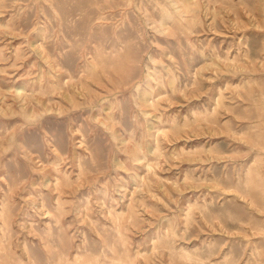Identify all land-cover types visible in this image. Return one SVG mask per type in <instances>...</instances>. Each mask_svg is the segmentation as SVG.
Masks as SVG:
<instances>
[{"label": "rangeland", "instance_id": "1", "mask_svg": "<svg viewBox=\"0 0 264 264\" xmlns=\"http://www.w3.org/2000/svg\"><path fill=\"white\" fill-rule=\"evenodd\" d=\"M120 256L264 264V0H0V264Z\"/></svg>", "mask_w": 264, "mask_h": 264}, {"label": "bare ground", "instance_id": "2", "mask_svg": "<svg viewBox=\"0 0 264 264\" xmlns=\"http://www.w3.org/2000/svg\"><path fill=\"white\" fill-rule=\"evenodd\" d=\"M155 2H157V1H155ZM156 4V3H155ZM158 4V3H157ZM184 8L185 9H188V6H189V2L188 1H185L184 2ZM194 4H195V2H194ZM170 5V4H169ZM197 5V4H196ZM213 5V4H212ZM221 9V8H220ZM216 10H218V9H216ZM186 11V10H185ZM188 11H190V10H188ZM192 12V11H191ZM195 11H193V13H194ZM186 13V12H185ZM150 14V13H149ZM169 14V13H168ZM141 15V14H140ZM170 15V14H169ZM168 15V16H169ZM142 16V15H141ZM164 16V15H163ZM196 17V16H195ZM171 18H172V15H171ZM189 19V18H188ZM155 20V19H154ZM194 20V19H193ZM222 20V19H221ZM156 21V20H155ZM190 21H192V20H190ZM173 30V29H172ZM180 43V42H179ZM123 52V51H122ZM208 52V51H207ZM120 54V53H119ZM211 56V55H210ZM246 56V55H245ZM213 57V56H212ZM172 58V57H171ZM205 58V57H204ZM208 58H210V57H207V59ZM211 60V59H210ZM228 61V60H227ZM229 61H231V60H229ZM228 61V62H229ZM233 61V60H232ZM235 61V60H234ZM240 61L238 60V63H239ZM254 62H255V60H254ZM91 63H94V62H91ZM177 63V62H176ZM14 64V63H13ZM173 65V64H172ZM93 66V65H92ZM214 66H216V65H214ZM102 68V67H101ZM109 68V67H108ZM111 69L113 70V68L111 67ZM170 69V68H169ZM175 69V68H174ZM220 69H221V67H220ZM252 69V68H251ZM102 70V69H101ZM100 70V71H101ZM171 70V69H170ZM115 71V70H114ZM103 72H104V70H103ZM155 72V71H154ZM165 72V71H164ZM173 73V72H172ZM230 73V72H229ZM104 74H105V72H104ZM103 74V75H104ZM205 74V73H204ZM154 75V74H153ZM167 75V74H166ZM173 75V74H172ZM106 76V75H105ZM108 76V75H107ZM163 76V75H162ZM111 77V76H110ZM177 77V76H176ZM180 78V77H179ZM29 79V78H28ZM157 79V78H156ZM163 79V78H162ZM175 79V78H174ZM213 79V78H212ZM36 80V79H35ZM65 81V80H64ZM127 81V80H126ZM137 82V81H136ZM162 82H163V80H162ZM41 84V83H40ZM86 84V83H85ZM163 84V83H162ZM175 84V83H174ZM180 84V83H179ZM29 86H30V84H29ZM55 86V85H54ZM164 86V85H163ZM26 87V86H25ZM186 87V86H185ZM184 87V88H185ZM42 88V87H41ZM180 88V87H179ZM32 89V88H31ZM174 89V88H173ZM173 89H172V93H173ZM34 90V89H33ZM182 90V89H181ZM44 91V90H43ZM51 91V90H50ZM166 91V90H165ZM219 91V90H218ZM37 92V91H36ZM53 92H55V91H53ZM220 92V91H219ZM152 94V93H151ZM163 96H166L167 97V94H165V95H163ZM219 96V95H218ZM90 97V96H89ZM151 97V96H150ZM160 97V96H159ZM155 98V97H154ZM164 98V97H163ZM224 100H225V98H224ZM158 101H159V99H158ZM48 102V101H47ZM49 103V102H48ZM103 103V102H102ZM107 103V102H106ZM263 104V103H262ZM101 106V105H100ZM260 107V106H259ZM213 111V110H212ZM214 112V111H213ZM121 114V113H120ZM211 114V113H210ZM202 115V114H201ZM102 116V115H101ZM204 116V115H203ZM210 116V115H209ZM198 117H199V115H198ZM173 118H174V115H173ZM195 119L197 118V117H194ZM206 118V117H205ZM212 118V117H211ZM166 119H168V118H166ZM111 120H113V119H111ZM176 120H177V118H176ZM114 121V120H113ZM112 121V122H113ZM159 121V120H158ZM194 121V120H193ZM192 121V122H193ZM200 121V120H199ZM116 122V121H115ZM196 122H197V120H196ZM172 123V122H171ZM260 123V122H259ZM187 124V123H186ZM190 124V123H189ZM192 124V123H191ZM160 125V124H159ZM162 125H164V124H162ZM173 125V124H172ZM186 126V125H185ZM189 125H187V127H188ZM186 127V128H187ZM185 128V129H186ZM162 130V129H161ZM166 131V130H165ZM160 133V132H159ZM168 133H170V132H168ZM166 135H168L167 133H165ZM158 136V135H157ZM132 140V139H131ZM155 141H157V140H155ZM137 143V142H136ZM84 144V143H83ZM86 145V144H85ZM157 145V144H156ZM155 145V147H157ZM156 149V148H155ZM191 150V149H190ZM197 151V150H196ZM157 152V151H156ZM78 153V152H77ZM60 154V153H59ZM159 154V153H158ZM142 155V154H141ZM145 157V156H144ZM160 156H158V158H159ZM62 158V157H61ZM146 158V157H145ZM56 162V161H55ZM79 162V161H78ZM58 164V163H57ZM78 164V163H77ZM56 166H58V165H56ZM79 168V167H78ZM152 168V167H151ZM118 170V169H117ZM80 171V170H79ZM58 172V171H57ZM258 172L260 173V171H259V169H258ZM84 173V172H83ZM79 174H81L82 175V173H79ZM81 175H79L80 177H81ZM87 175V174H86ZM84 176V175H83ZM162 178V177H161ZM79 179H81V178H79ZM143 179V178H142ZM55 180H57V179H55ZM55 182V181H54ZM86 182V181H85ZM101 183V182H100ZM105 183V182H104ZM71 184H72V182H71ZM149 184V183H148ZM219 186V185H218ZM56 188V187H55ZM98 188V187H97ZM102 188V187H101ZM232 188V187H231ZM66 189V188H65ZM58 190V189H57ZM106 190V189H105ZM229 190V189H228ZM150 191V190H149ZM219 192V191H218ZM61 193V192H60ZM155 194V193H154ZM158 195V194H157ZM103 196V195H102ZM59 197V196H58ZM162 201H164V200H162ZM251 203V202H250ZM249 203V204H250ZM221 205V204H220ZM58 206V205H57ZM110 209V208H109ZM120 210V209H119ZM188 211V210H187ZM119 212V211H118ZM122 212V211H121ZM116 213V212H115ZM123 214V213H122ZM117 215V214H116ZM123 216V215H122ZM121 216V217H122ZM117 218V217H116ZM119 218H120V216H119ZM113 220V219H112ZM112 222H114V221H112ZM113 225V224H112ZM119 225V224H118ZM214 228V227H213ZM173 233V232H172ZM231 233V232H230ZM117 235H118V233H117ZM167 235V234H166ZM212 245V244H211ZM178 248V247H177ZM228 248H230V247H228ZM196 253V252H195ZM118 254V253H117ZM121 254V253H120ZM196 255V254H195ZM172 256V255H171ZM181 257V256H180ZM187 257H189V256H187ZM252 258V257H251ZM134 259V258H133ZM245 259V258H244ZM219 260V259H218ZM217 260V261H218ZM134 261V260H133ZM74 262V261H73ZM76 262H77V260H76ZM111 262H113V264H132V259L131 258H128L127 260L126 259H123L121 256L120 257H116V258H114L113 259V261L111 260ZM134 263V262H133ZM251 263V262H250ZM77 264V263H76Z\"/></svg>", "mask_w": 264, "mask_h": 264}]
</instances>
